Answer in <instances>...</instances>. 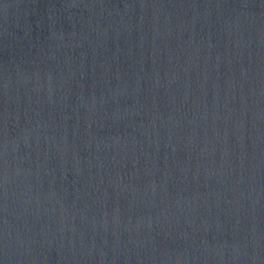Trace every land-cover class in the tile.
Instances as JSON below:
<instances>
[{
  "label": "water",
  "instance_id": "95a60500",
  "mask_svg": "<svg viewBox=\"0 0 264 264\" xmlns=\"http://www.w3.org/2000/svg\"><path fill=\"white\" fill-rule=\"evenodd\" d=\"M0 264H264V0H0Z\"/></svg>",
  "mask_w": 264,
  "mask_h": 264
}]
</instances>
